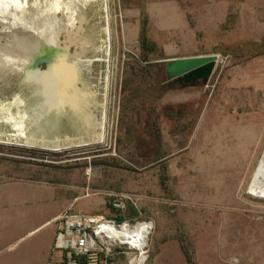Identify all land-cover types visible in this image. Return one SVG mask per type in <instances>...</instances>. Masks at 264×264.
I'll list each match as a JSON object with an SVG mask.
<instances>
[{
  "label": "rangeland",
  "instance_id": "rangeland-1",
  "mask_svg": "<svg viewBox=\"0 0 264 264\" xmlns=\"http://www.w3.org/2000/svg\"><path fill=\"white\" fill-rule=\"evenodd\" d=\"M106 2L108 63L94 61L87 74L98 99L106 89L104 140L59 150L0 142V182H48L65 201L61 211L72 205L115 221H150L142 264H264V200L246 192L264 144V0ZM64 26L53 27L61 40ZM86 34L92 35L89 27ZM200 54L217 55L207 78L166 77L161 94L148 102L130 94L155 75L140 70L143 55L161 64ZM16 94L27 102L12 105V114L37 102L31 91L4 81L0 107ZM56 107L43 120L46 137L91 135L80 114ZM248 128H256L254 142L241 168L215 157L216 147L221 156L229 153ZM13 130L0 119L1 139ZM172 150L179 160L169 159ZM118 250L108 264H129L125 247Z\"/></svg>",
  "mask_w": 264,
  "mask_h": 264
},
{
  "label": "bare ground",
  "instance_id": "bare-ground-1",
  "mask_svg": "<svg viewBox=\"0 0 264 264\" xmlns=\"http://www.w3.org/2000/svg\"><path fill=\"white\" fill-rule=\"evenodd\" d=\"M107 6L106 0H0V26L3 30H0V38L4 39L3 43L0 42V82H11L18 88L31 91L37 100L33 107H25L22 113L10 112L12 105L27 102L19 94L0 107V114L6 112L0 115V119L10 122L14 129L6 133L7 140L1 139L4 131H0V142L59 150L104 140L106 89L101 91V99H98L99 91L92 87L87 74L94 61H108L110 29ZM88 8H93L89 16ZM60 22L65 24L63 40H60L54 29ZM84 23L92 32L88 37ZM71 43L77 46L73 52L69 51ZM40 54H54L56 57L57 62L49 71L37 70L36 63ZM78 81L82 86L77 85ZM57 104L63 111L69 108L75 114H80L91 127V135L86 139L69 135L46 137L43 120L48 112H57ZM254 130L256 128L241 131L229 153L225 152L221 156L216 147L215 157L228 160L232 167L241 168L250 144L253 146ZM195 142L191 143L188 150H194ZM175 158L180 156L173 151L169 159ZM246 192L264 200V144L250 173ZM151 226V222L145 220L131 225L122 223L101 235V239L105 244L118 241L129 248L140 249L146 246Z\"/></svg>",
  "mask_w": 264,
  "mask_h": 264
},
{
  "label": "crops",
  "instance_id": "crops-1",
  "mask_svg": "<svg viewBox=\"0 0 264 264\" xmlns=\"http://www.w3.org/2000/svg\"><path fill=\"white\" fill-rule=\"evenodd\" d=\"M64 199L48 182H0V264H47L62 259L54 247Z\"/></svg>",
  "mask_w": 264,
  "mask_h": 264
},
{
  "label": "built area",
  "instance_id": "built-area-1",
  "mask_svg": "<svg viewBox=\"0 0 264 264\" xmlns=\"http://www.w3.org/2000/svg\"><path fill=\"white\" fill-rule=\"evenodd\" d=\"M84 195H88V192ZM77 198L75 197L73 201ZM114 204L120 206L119 202L115 201ZM137 221L140 220L117 222L101 214L73 211L70 205L56 216L54 247L62 252L61 264H108V259L119 251L120 246L125 247L129 264L144 263L147 257L146 246L133 249L118 241L105 244L101 239V235L109 233L112 227L122 223L131 225ZM47 264L53 263L47 262Z\"/></svg>",
  "mask_w": 264,
  "mask_h": 264
},
{
  "label": "water",
  "instance_id": "water-1",
  "mask_svg": "<svg viewBox=\"0 0 264 264\" xmlns=\"http://www.w3.org/2000/svg\"><path fill=\"white\" fill-rule=\"evenodd\" d=\"M216 60V54L173 57L165 60V72L168 78L182 82L204 79L212 73ZM56 62L54 54H40L36 67L38 71L45 72L49 71ZM41 63H44V67L40 66Z\"/></svg>",
  "mask_w": 264,
  "mask_h": 264
},
{
  "label": "trees",
  "instance_id": "trees-1",
  "mask_svg": "<svg viewBox=\"0 0 264 264\" xmlns=\"http://www.w3.org/2000/svg\"><path fill=\"white\" fill-rule=\"evenodd\" d=\"M148 38L146 37L145 33L141 34V43L145 46L148 45ZM146 64L144 66L140 67V70L143 72H155L154 77L150 78L149 80V85L146 87H140V86H135L132 87L129 92L132 96H137L141 102H148L156 97H158L163 89L166 87V83H162V80H165L167 75L165 72V63H157V62H148V57L146 55H143L142 57ZM158 67V70L155 68ZM161 69V70H160ZM113 209L115 207L112 206ZM114 219V218H113ZM117 222L122 220L121 216L115 217Z\"/></svg>",
  "mask_w": 264,
  "mask_h": 264
}]
</instances>
